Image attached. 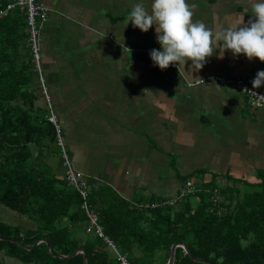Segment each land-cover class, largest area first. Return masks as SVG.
I'll return each mask as SVG.
<instances>
[{"label":"crops","instance_id":"crops-1","mask_svg":"<svg viewBox=\"0 0 264 264\" xmlns=\"http://www.w3.org/2000/svg\"><path fill=\"white\" fill-rule=\"evenodd\" d=\"M36 1L49 9L40 32V56L50 108L34 71L24 90L36 100L29 105L21 98L16 105L32 114L49 111L56 116L72 165L84 175L101 209H112L121 201L132 209L138 205L150 209L148 204L179 195L187 180L195 187L193 194L217 190L225 200L261 185L264 108H250L238 86L209 78H240L252 84L257 72L264 71V62L250 61L243 54L234 57L228 50L218 59L216 49L199 71H192L191 61L161 70L146 52L160 50L155 27L141 32L125 23L132 6L141 0ZM142 2L150 8L151 0ZM187 2L196 6L193 20L213 28L217 23L227 26L237 17L247 22L251 16L250 0ZM19 54L5 59L4 71L14 59L19 68L24 65L25 51L20 49ZM192 78L203 81L189 86L200 81ZM257 89L264 94V85ZM29 147L34 155L42 152L52 175L64 178L57 148ZM0 224L22 232L37 229L36 222L1 203ZM57 225L68 227L70 220ZM71 230L78 248L70 256L54 257L63 261L82 255L83 264H88L86 243L95 239L86 235L83 226ZM142 246L124 255L133 264L168 262L171 248L147 254ZM89 257L94 264H118L106 246L92 250ZM0 264L29 263L2 248Z\"/></svg>","mask_w":264,"mask_h":264},{"label":"trees","instance_id":"trees-1","mask_svg":"<svg viewBox=\"0 0 264 264\" xmlns=\"http://www.w3.org/2000/svg\"><path fill=\"white\" fill-rule=\"evenodd\" d=\"M12 1L0 0V203L36 222L37 229L22 232L0 224V249L6 248L29 264H83L82 255L63 261L54 257L70 256L78 248L71 229L79 225L85 232L86 218L79 208V195L64 178L51 174L41 151L34 155L29 147L57 148L56 130L47 120L49 111L32 114L16 105L21 98L31 105L36 96L24 90L32 83L29 33L24 12L18 7L6 10ZM20 49L25 51L24 65L19 68L14 59L4 71L5 59L19 56ZM11 102L15 107H10ZM254 189L241 197L223 198L215 205L210 190L186 196L176 208L132 209L121 201L112 209H101L93 195L88 202L98 214L104 235L122 255L140 245L150 254L183 242L194 259L212 264H264V180ZM65 218L70 226L60 228L57 223ZM43 238L50 253L44 243L29 251L21 246H32ZM94 239L85 247L88 264H94L89 257L92 250L106 246ZM180 252L183 255L181 248L175 251V264H195L186 254L179 257Z\"/></svg>","mask_w":264,"mask_h":264},{"label":"clouds","instance_id":"clouds-1","mask_svg":"<svg viewBox=\"0 0 264 264\" xmlns=\"http://www.w3.org/2000/svg\"><path fill=\"white\" fill-rule=\"evenodd\" d=\"M195 7L187 0H151L150 8H146L141 0L132 6L125 23L131 22L141 32L155 27L160 50L152 49L149 55L161 70L191 61L192 71H199L216 49L218 59L228 50L234 57L243 54L250 61L256 58L264 62V0H250L251 16L247 22L237 17L227 26L217 23L214 28L193 20ZM252 85H264V71L257 72Z\"/></svg>","mask_w":264,"mask_h":264},{"label":"built area","instance_id":"built-area-1","mask_svg":"<svg viewBox=\"0 0 264 264\" xmlns=\"http://www.w3.org/2000/svg\"><path fill=\"white\" fill-rule=\"evenodd\" d=\"M15 7L20 8L25 14L29 33L27 40L29 43V54L31 56V61L33 64V71L35 72L39 83L40 93L43 95L44 99L48 102L49 105L50 96L48 95L49 92L42 71L40 56V32L43 27V22L47 19L49 9L47 6L42 3H38L36 0H13L12 3L7 5L6 10H12ZM146 52L149 54L150 50H146ZM209 79H215L222 85L233 84L238 86L241 93L247 98V103L250 108H264V94L257 88H253L252 84L247 83L240 78L226 79L221 77H210ZM198 83H202V81H198L197 83H190L188 85L194 86ZM49 113L50 115L48 116L47 120L53 125L56 130V146L59 151L61 166L64 169V180L67 186L72 188L81 199L79 208L86 218V235L102 240L106 244V246L114 252L118 264H131L124 255L118 252L115 244L104 235L102 226L98 222V215L95 213L88 202L90 195L89 184L86 181L84 175L73 167L68 149L65 145V139L63 136L61 124L52 112ZM194 191L195 187L193 183L190 180H187L179 195L159 204H148L147 208L155 209L156 207L160 206H174L181 202L186 196L193 194ZM210 200L214 205L223 201L222 197L219 196L217 190H214L212 192ZM137 207L140 208L142 206L138 205ZM173 264L175 263L173 262Z\"/></svg>","mask_w":264,"mask_h":264},{"label":"water","instance_id":"water-1","mask_svg":"<svg viewBox=\"0 0 264 264\" xmlns=\"http://www.w3.org/2000/svg\"><path fill=\"white\" fill-rule=\"evenodd\" d=\"M39 243H44L47 247V251L50 253V248H49V245L47 243L46 240L44 239H40V240H37L32 246L30 247H27V246H23L25 249L27 250H30L31 248L37 246ZM22 246V245H21ZM176 248H181L184 253L191 259V260H194L196 262H200V263H209L205 260H198V259H194L192 256H191V253L189 251V249L187 248V246L183 243V242H179V243H174L172 246H171V249H170V254H169V258H168V264H173L174 262V255H175V249ZM82 253H84V250L82 249L81 250ZM210 264V263H209Z\"/></svg>","mask_w":264,"mask_h":264},{"label":"rangeland","instance_id":"rangeland-1","mask_svg":"<svg viewBox=\"0 0 264 264\" xmlns=\"http://www.w3.org/2000/svg\"><path fill=\"white\" fill-rule=\"evenodd\" d=\"M45 78V77H44ZM38 81V80H37ZM39 84V83H38ZM49 95V94H48ZM46 103H47V108L49 107V105H48V102L46 101ZM61 124V123H60ZM144 203V202H143ZM3 206H5V205H3ZM3 223V222H2ZM71 236H72V232H71ZM173 245V244H172ZM24 245H22V247H23ZM171 248V247H170ZM127 257V256H126ZM127 259L129 260V262L131 263V264H133V262H131V260L129 259V257H127ZM195 264H198V263H196V262H194Z\"/></svg>","mask_w":264,"mask_h":264}]
</instances>
